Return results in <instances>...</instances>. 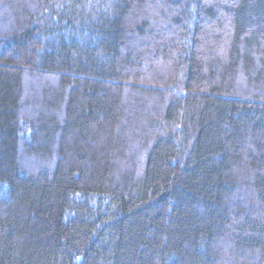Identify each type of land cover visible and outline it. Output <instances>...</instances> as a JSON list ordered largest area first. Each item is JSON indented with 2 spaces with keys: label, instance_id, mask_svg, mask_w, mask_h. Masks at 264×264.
<instances>
[{
  "label": "trees",
  "instance_id": "trees-1",
  "mask_svg": "<svg viewBox=\"0 0 264 264\" xmlns=\"http://www.w3.org/2000/svg\"><path fill=\"white\" fill-rule=\"evenodd\" d=\"M0 264H264V0H0Z\"/></svg>",
  "mask_w": 264,
  "mask_h": 264
}]
</instances>
